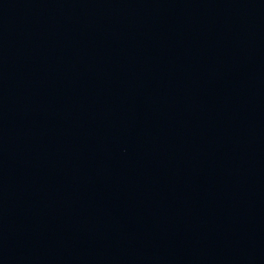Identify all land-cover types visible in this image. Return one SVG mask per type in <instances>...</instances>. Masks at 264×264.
Here are the masks:
<instances>
[{
  "label": "water",
  "instance_id": "95a60500",
  "mask_svg": "<svg viewBox=\"0 0 264 264\" xmlns=\"http://www.w3.org/2000/svg\"><path fill=\"white\" fill-rule=\"evenodd\" d=\"M0 264H264V0H0Z\"/></svg>",
  "mask_w": 264,
  "mask_h": 264
}]
</instances>
